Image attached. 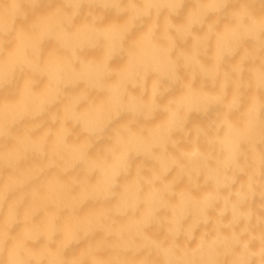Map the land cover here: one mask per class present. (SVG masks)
<instances>
[{"label":"clouds","instance_id":"1","mask_svg":"<svg viewBox=\"0 0 264 264\" xmlns=\"http://www.w3.org/2000/svg\"><path fill=\"white\" fill-rule=\"evenodd\" d=\"M135 31L141 38L129 47ZM53 40L57 51L45 61ZM37 78L48 81L43 95ZM81 86L50 117L58 125L51 145V133L30 134L40 124L14 134ZM92 93L105 102L90 103ZM17 98L0 103V145L15 141L0 147V169L33 155L85 180L50 186L59 211L46 223L32 219L35 210L22 214V199L4 212L26 180L0 190V264H264V0H0V100ZM193 114L205 119L192 122ZM75 128L85 140L70 144ZM89 201L102 208L81 220ZM98 231L103 240L65 254Z\"/></svg>","mask_w":264,"mask_h":264},{"label":"bare ground","instance_id":"2","mask_svg":"<svg viewBox=\"0 0 264 264\" xmlns=\"http://www.w3.org/2000/svg\"><path fill=\"white\" fill-rule=\"evenodd\" d=\"M55 4H42L40 7V11H47L51 7H54ZM191 5L186 3L184 5V10L186 11L188 7ZM260 7V6H257ZM182 15L175 17L174 20L176 22H180L182 20ZM113 17L111 13L106 15V21L111 20ZM141 38V32L135 31L128 37V46L132 47L137 41H139ZM57 44L53 41H45L43 45L44 50V56L43 59L46 61L50 55H54L57 51ZM187 48V46H185ZM97 59H102L101 54H96ZM124 63H126V60L123 61L122 58H116L112 61L113 66H118L120 64L121 67H123ZM187 79V77H185ZM199 83V81L197 82ZM48 86V81L46 78H37V85H36V93L38 95H43L46 88ZM81 86L80 88H69L67 93L65 94V99H63L60 103L56 104L52 108L48 110V113L41 118H38L37 120H29L26 119L22 121L20 124H18L15 128L14 134L18 137H23L25 133H28L29 129H31L34 125L40 124V127L35 130V132L30 133L34 138L39 139L40 137H43L47 135L48 133H51V135L48 137L49 145L52 144V142L55 140V136L58 130V125H53L51 123L50 117L53 114L56 115H62L63 114V108L64 105L67 104L72 97L79 94V92L82 90ZM23 88V84L21 83V89ZM10 89H6L3 93L6 96H10ZM180 92H177V95H179ZM19 98L17 100H7L3 99L0 100V103H3L5 105L18 103ZM89 102L92 104H95L97 107L101 106L105 102V96L103 94H97L92 93L89 97ZM89 107V103H83L80 105V109L84 110ZM211 116V113H209V117ZM166 119V116L161 115L158 117V119L155 121L156 124L162 123ZM205 118L193 114L191 117L192 122H203ZM43 121V122H42ZM126 123V119L120 120L118 122H114L112 125V128L109 130V133L104 141H100L98 144L94 146L90 153V158L93 160H98L102 150L106 149L108 144L111 142L110 137L113 129L119 128L122 124ZM135 130V129H133ZM85 140V136L83 133L80 132L79 128L73 129V134L69 139L70 144H79L82 143ZM0 147H6V148H14L15 147V141H13L11 144L8 145H0ZM49 160L47 158H42L39 156H33L28 155L24 157L20 164L12 169L9 168H3L0 169V190H5L10 187H13L18 180H26L27 183L22 188H14L9 200L8 204L5 207V214L7 213L8 208H10L13 203L17 200H23L22 204V214H31L33 210H35L36 214L32 217L33 220L39 223H46L48 216L54 212L59 211V206L57 203H54L53 198L50 195L49 188L51 185L54 184L56 180H61L67 185H72V182L74 179H79L81 181V185L83 184L85 177L84 175L80 174L79 169L70 171L67 173H64L61 171L59 167H47L49 164ZM143 161H137V167H139ZM43 168L44 171L41 172L39 175H35V170ZM145 176H150V173L145 172ZM101 179L100 171L98 170L94 175L88 177V180L92 183H95ZM132 181H135L137 179L135 170L133 171V174L130 178ZM124 182L122 181V184ZM203 191V189L201 190ZM80 194V187L75 186L72 187V195L79 198ZM102 208V204L89 201L86 204H84L79 210L78 215L83 220L86 217L92 216L97 214ZM60 215L65 223V225H70L72 223V218L68 215L66 211L60 212ZM121 218H118V220ZM19 226H17L18 228ZM16 229L14 228L13 231ZM20 229H17V232H19ZM104 239V233L102 231H98L94 237L90 238L89 240L82 241L80 245L72 246L68 249V251L65 253L69 257L74 255H79L80 252H82L89 243H94L96 241H100ZM101 255H108V251L105 250L101 253Z\"/></svg>","mask_w":264,"mask_h":264}]
</instances>
